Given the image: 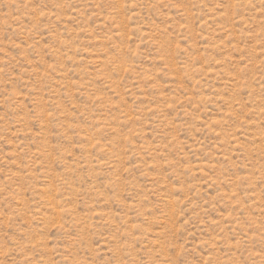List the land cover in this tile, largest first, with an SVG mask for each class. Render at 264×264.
Masks as SVG:
<instances>
[{
    "label": "rangeland",
    "instance_id": "1",
    "mask_svg": "<svg viewBox=\"0 0 264 264\" xmlns=\"http://www.w3.org/2000/svg\"><path fill=\"white\" fill-rule=\"evenodd\" d=\"M0 264H264V0H0Z\"/></svg>",
    "mask_w": 264,
    "mask_h": 264
}]
</instances>
